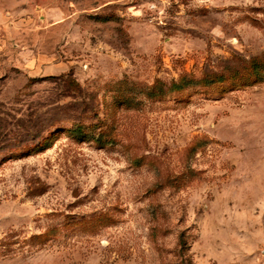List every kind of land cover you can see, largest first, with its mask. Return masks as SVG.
Returning a JSON list of instances; mask_svg holds the SVG:
<instances>
[{
  "label": "rangeland",
  "instance_id": "1",
  "mask_svg": "<svg viewBox=\"0 0 264 264\" xmlns=\"http://www.w3.org/2000/svg\"><path fill=\"white\" fill-rule=\"evenodd\" d=\"M29 115L0 264H264V0H0L8 145Z\"/></svg>",
  "mask_w": 264,
  "mask_h": 264
},
{
  "label": "trees",
  "instance_id": "2",
  "mask_svg": "<svg viewBox=\"0 0 264 264\" xmlns=\"http://www.w3.org/2000/svg\"><path fill=\"white\" fill-rule=\"evenodd\" d=\"M236 75V72L233 76ZM182 81H186L184 78ZM70 84L74 86L75 89L77 88V84H75L73 81H70ZM181 83H173L171 88L175 90L181 89ZM79 90V89H78ZM56 121H53V123L50 124H45L42 121L38 122L35 121V119L32 118L31 115L27 117V119H17L15 121V132H14V137L15 141L13 144L8 145L7 144V129L4 127L0 130V152L3 151H20L23 148H28L31 147L29 152L34 149V151L37 152H44L47 149H49L50 145L52 144V141L55 137V135L50 134L49 136H45L44 133L51 129L55 125ZM6 129V130H5ZM5 130V133H4ZM45 131V132H44ZM44 132V133H43ZM34 134H37L36 137H34ZM106 135L103 133L99 134H87L81 129L80 126H78L74 131H73V137L76 140H79L80 142L90 140L96 145H103L108 143L109 141L105 140ZM10 146V148H8ZM8 148V149H7ZM33 148V149H32ZM28 152V151H27ZM41 191H37V194H41ZM45 238V235H41L38 237V239ZM37 239V238H36Z\"/></svg>",
  "mask_w": 264,
  "mask_h": 264
}]
</instances>
